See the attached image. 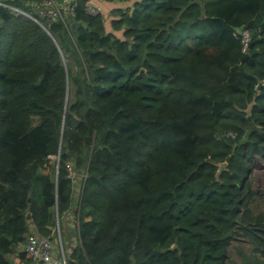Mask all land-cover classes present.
Segmentation results:
<instances>
[{"label": "trees", "instance_id": "1", "mask_svg": "<svg viewBox=\"0 0 264 264\" xmlns=\"http://www.w3.org/2000/svg\"><path fill=\"white\" fill-rule=\"evenodd\" d=\"M42 1L0 5V264H40L20 247L58 219L69 245L79 182L66 264H225L236 230L264 264L241 157L264 149V0H134L112 19L76 0L49 20Z\"/></svg>", "mask_w": 264, "mask_h": 264}, {"label": "rangeland", "instance_id": "2", "mask_svg": "<svg viewBox=\"0 0 264 264\" xmlns=\"http://www.w3.org/2000/svg\"><path fill=\"white\" fill-rule=\"evenodd\" d=\"M250 116V113H247ZM235 136L233 132H227L225 134L226 137ZM242 162L249 166V171L244 176L246 178L247 183L250 185V189L252 190L253 195L249 198L247 202V206L251 210L254 215L263 214L264 215V149L259 148L257 150H244L243 154L241 155ZM57 160L56 156H51V163L53 164L54 161ZM45 172H49L50 168H45ZM82 183H75V201L76 205L70 214L63 217L62 221L64 222L63 231L65 235L69 236V245L66 248L67 251L71 252L73 246L77 244V236L75 228L78 223V199L80 197V193L82 192ZM59 223V219H58ZM57 223V228L54 229V235L52 238V244L55 247V251L58 250L56 244H58L57 239L59 240L58 236L61 237V229L59 228V224ZM66 228V230H64ZM70 229L71 233L68 234L67 230ZM73 237V239H72ZM76 238V239H75ZM61 239L59 243L62 242ZM253 256H257V254L253 251L252 243L246 239L243 235L241 230H236L233 233V238L227 245V258L225 259V264H244L246 261L252 262ZM54 257H56V252ZM245 260V262H244Z\"/></svg>", "mask_w": 264, "mask_h": 264}, {"label": "built area", "instance_id": "3", "mask_svg": "<svg viewBox=\"0 0 264 264\" xmlns=\"http://www.w3.org/2000/svg\"><path fill=\"white\" fill-rule=\"evenodd\" d=\"M84 5L88 14L92 16L100 14L99 8L93 3V0H86ZM33 6L34 10H36L40 16L49 20L56 18L63 19L64 16L72 17L75 13L77 3L76 0H44L40 4H34ZM238 34L242 43V51H246L250 40V31L247 28H241L238 30ZM70 170L69 167V171ZM24 250L34 263L66 264L65 258L54 257L56 251L51 239L39 236L37 233H31L27 237Z\"/></svg>", "mask_w": 264, "mask_h": 264}, {"label": "crops", "instance_id": "4", "mask_svg": "<svg viewBox=\"0 0 264 264\" xmlns=\"http://www.w3.org/2000/svg\"><path fill=\"white\" fill-rule=\"evenodd\" d=\"M69 1H71V0H69ZM133 1L134 0L123 1V2H117V1L110 2V1H106V0H93V3L99 8V11L103 15V17L112 19L114 17L113 9L120 8V9L124 10V9L131 8ZM0 5L7 6L6 0H0ZM15 11L19 12L18 9H15ZM0 25H1V20H0ZM71 212L72 211H69L67 213L70 214ZM68 214H66V215H68ZM58 238H59V240L61 239L60 236H58ZM72 239H73V237H72ZM59 240L57 239L58 244H56V247L58 248V250L56 251V258L57 257L65 258V260H66V253L69 254L71 252L67 251L65 248H67L68 246L64 247L62 242L59 243ZM23 248H24V244L20 247V249H23ZM14 264H21L18 258L14 259Z\"/></svg>", "mask_w": 264, "mask_h": 264}, {"label": "water", "instance_id": "5", "mask_svg": "<svg viewBox=\"0 0 264 264\" xmlns=\"http://www.w3.org/2000/svg\"><path fill=\"white\" fill-rule=\"evenodd\" d=\"M262 83H263V81H259V84L256 86V89H260V86L262 85ZM253 102L254 101H252L249 105H248V107L246 108V109H243V110H241L242 112H245L246 114L247 113H250V109H251V107H252V105H253ZM58 156H59V153H58ZM59 158V157H58ZM204 163V161H202L201 163H200V165L201 164H203ZM225 164H226V162H219V163H216V165L218 166V171H217V174H216V176L218 177V175L220 174V172L224 169V166H225ZM30 200V199H29ZM29 216L30 215H28V218H29ZM175 230L176 229H174V232H175ZM159 249V248H158ZM157 249V250H158ZM7 260H8V262L10 263V264H14V260L13 259H11V258H7Z\"/></svg>", "mask_w": 264, "mask_h": 264}]
</instances>
